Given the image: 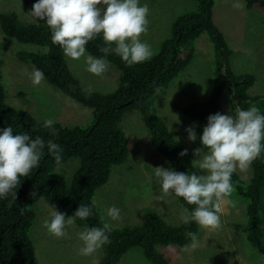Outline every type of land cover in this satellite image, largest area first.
Returning <instances> with one entry per match:
<instances>
[{"label":"trees","instance_id":"1","mask_svg":"<svg viewBox=\"0 0 264 264\" xmlns=\"http://www.w3.org/2000/svg\"><path fill=\"white\" fill-rule=\"evenodd\" d=\"M90 1L69 0V5ZM192 1L195 10L176 17L156 52L138 60H132L97 22L68 13L65 0H22L28 21L15 11L0 12L1 33L30 47L17 51L16 59L33 66L51 87L90 109L92 116L90 125H70L37 119L9 105L2 84L0 47V135L31 154L29 164L19 166L0 151V264H39L30 229L35 205L41 199L72 218L82 234L99 247L102 254L97 264H119L134 248H139L150 264H173L160 248L182 250L198 241L204 226L216 223L217 204L201 187L194 158L175 138L155 104V96L166 91L190 65L194 42L203 34L212 46V86L204 100L187 103L178 110L196 122L199 148L212 153L221 143L222 98L228 89L235 132L252 174L245 181L238 172L220 167L218 178L247 201L245 239L264 258V214L260 212L264 204V93L251 94L255 76L233 70V51L214 21V0ZM244 2L246 9L258 11L264 18V0ZM71 43L118 71L113 90L89 89L74 75L68 58ZM135 111L151 146L170 166L164 179L188 214L179 224L167 223L155 211L146 209L138 225L111 226L94 203L96 191L108 183L113 168L129 158L121 123ZM71 159H77L78 166L67 182L56 170Z\"/></svg>","mask_w":264,"mask_h":264},{"label":"rangeland","instance_id":"2","mask_svg":"<svg viewBox=\"0 0 264 264\" xmlns=\"http://www.w3.org/2000/svg\"><path fill=\"white\" fill-rule=\"evenodd\" d=\"M65 2L68 13L97 22L106 35L121 44L132 60L146 59L155 53L168 37L173 20L196 8L192 0H93L75 7L69 5V0ZM3 11H15L29 20L22 0H0V12ZM213 12L215 23L233 51V70L238 74L254 75L255 83L249 92L263 94L264 18L258 11L246 9L244 0H214ZM0 47L2 84L9 105L26 110L37 119L80 126L91 124L90 109L55 90L33 66L16 59V52L30 49L29 46L7 38L0 31ZM194 47L190 65L166 91L155 96V104L175 138L194 158L200 171L201 187L208 190L217 204V220L214 225L204 226L198 241L184 249L168 246L159 250L173 264H264V258L245 239L247 201L218 178L220 167L238 172L245 181L252 174L235 132L228 89L222 98L221 143L212 153L199 148L196 122L178 110L187 103L204 100L212 86L213 55L207 36L201 35ZM68 58L74 75L87 88L108 92L117 86L118 71L92 59L80 46L71 43ZM121 127L130 154L125 164L113 168L108 183L94 195L102 219L111 226L138 225L142 211L151 209L173 225L186 220L187 212L177 201L172 185L164 179L170 166L151 146L139 113L127 114ZM0 151L9 154L19 166L28 165L31 159V154L1 135ZM77 166L78 160L71 159L56 172L70 182ZM260 212L264 214V204ZM35 213L30 236L39 264L98 263L102 254L99 247L82 234L72 218L58 213L43 199L35 205ZM119 264L150 263L139 248H134Z\"/></svg>","mask_w":264,"mask_h":264},{"label":"water","instance_id":"3","mask_svg":"<svg viewBox=\"0 0 264 264\" xmlns=\"http://www.w3.org/2000/svg\"><path fill=\"white\" fill-rule=\"evenodd\" d=\"M224 72V70H222ZM251 146H252V143H251ZM251 153H254L253 150H251Z\"/></svg>","mask_w":264,"mask_h":264},{"label":"crops","instance_id":"4","mask_svg":"<svg viewBox=\"0 0 264 264\" xmlns=\"http://www.w3.org/2000/svg\"><path fill=\"white\" fill-rule=\"evenodd\" d=\"M219 27V26H218ZM220 28V27H219ZM221 29V28H220ZM223 32V31H222Z\"/></svg>","mask_w":264,"mask_h":264}]
</instances>
